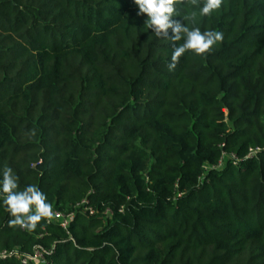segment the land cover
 Wrapping results in <instances>:
<instances>
[{"label": "trees", "instance_id": "1", "mask_svg": "<svg viewBox=\"0 0 264 264\" xmlns=\"http://www.w3.org/2000/svg\"><path fill=\"white\" fill-rule=\"evenodd\" d=\"M205 3L177 0L174 19L222 42L169 71L173 42L134 0H0V188L11 167L17 190L75 214L68 232L47 218L28 231L0 194V250L264 264V0Z\"/></svg>", "mask_w": 264, "mask_h": 264}, {"label": "clouds", "instance_id": "2", "mask_svg": "<svg viewBox=\"0 0 264 264\" xmlns=\"http://www.w3.org/2000/svg\"><path fill=\"white\" fill-rule=\"evenodd\" d=\"M181 3L184 0H180ZM223 0H206L201 9L204 16L210 15L221 7ZM139 11L137 15H146L148 29H152L157 38L171 40L174 48L169 71L175 69L179 58L187 51L196 55H204L211 52L212 48L223 40V33L217 31H201L199 27L189 28L181 20L174 19L176 15L175 5L177 0H134ZM195 14H193L194 18ZM184 21V20H183ZM171 29L172 35L169 36ZM184 40L179 46L176 41ZM2 188L0 194L4 195L3 203L10 213V226H19L28 231L36 228L42 219H51L53 216L52 205L46 202L45 194L35 185H28L23 190L18 189V177L11 167L5 166L2 171ZM6 256L12 253L4 254Z\"/></svg>", "mask_w": 264, "mask_h": 264}, {"label": "built area", "instance_id": "3", "mask_svg": "<svg viewBox=\"0 0 264 264\" xmlns=\"http://www.w3.org/2000/svg\"><path fill=\"white\" fill-rule=\"evenodd\" d=\"M259 149L253 150L250 149L251 152H256ZM90 210V213H92V210ZM53 216L49 220L47 219L48 223H58L64 230L68 232V228L70 226V223L74 220L75 214L74 212H69L67 214L62 213L60 211H53ZM6 253H12L10 256H6L4 254ZM7 259H15L19 261L21 264H50L45 257V253L41 249H35L32 253H22L18 251L17 249L14 250H0V261L7 260Z\"/></svg>", "mask_w": 264, "mask_h": 264}]
</instances>
